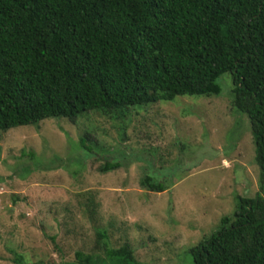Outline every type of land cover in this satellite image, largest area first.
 I'll return each instance as SVG.
<instances>
[{
	"label": "trees",
	"instance_id": "1",
	"mask_svg": "<svg viewBox=\"0 0 264 264\" xmlns=\"http://www.w3.org/2000/svg\"><path fill=\"white\" fill-rule=\"evenodd\" d=\"M225 73L231 105L249 121L258 191L238 196L233 214L188 253L192 264H264V0H0L3 133L218 95ZM118 167L106 162L100 171ZM140 183L151 192L167 188L152 170ZM100 248L103 257L78 250L58 264H139L127 242ZM12 262L27 264L18 253Z\"/></svg>",
	"mask_w": 264,
	"mask_h": 264
},
{
	"label": "rangeland",
	"instance_id": "2",
	"mask_svg": "<svg viewBox=\"0 0 264 264\" xmlns=\"http://www.w3.org/2000/svg\"><path fill=\"white\" fill-rule=\"evenodd\" d=\"M217 83L218 95L119 119L89 112L0 132V264H14L13 253L27 264L72 261L78 250L103 257L102 242L129 243L139 264H192L189 248L258 191L248 118L231 105L230 74ZM106 162L119 167L101 172ZM150 170L165 191L141 186Z\"/></svg>",
	"mask_w": 264,
	"mask_h": 264
}]
</instances>
